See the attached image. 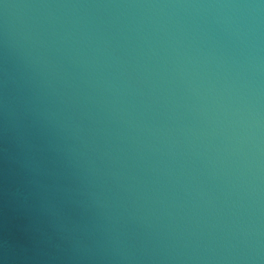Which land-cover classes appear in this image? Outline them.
I'll list each match as a JSON object with an SVG mask.
<instances>
[{
    "label": "water",
    "instance_id": "obj_1",
    "mask_svg": "<svg viewBox=\"0 0 264 264\" xmlns=\"http://www.w3.org/2000/svg\"><path fill=\"white\" fill-rule=\"evenodd\" d=\"M0 264H264V0H0Z\"/></svg>",
    "mask_w": 264,
    "mask_h": 264
}]
</instances>
